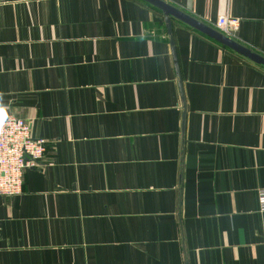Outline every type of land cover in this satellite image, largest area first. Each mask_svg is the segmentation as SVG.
I'll return each instance as SVG.
<instances>
[{
    "label": "crops",
    "instance_id": "obj_1",
    "mask_svg": "<svg viewBox=\"0 0 264 264\" xmlns=\"http://www.w3.org/2000/svg\"><path fill=\"white\" fill-rule=\"evenodd\" d=\"M161 1L237 18L264 58V0ZM2 115L45 156L0 197V264H264V67L202 31L144 0H0Z\"/></svg>",
    "mask_w": 264,
    "mask_h": 264
},
{
    "label": "built area",
    "instance_id": "obj_2",
    "mask_svg": "<svg viewBox=\"0 0 264 264\" xmlns=\"http://www.w3.org/2000/svg\"><path fill=\"white\" fill-rule=\"evenodd\" d=\"M237 18L219 17L215 29L224 37H236ZM31 123L12 115L0 116V197L13 198L23 191L24 173L39 167L45 156V141L34 139ZM259 205L264 213V190L259 192Z\"/></svg>",
    "mask_w": 264,
    "mask_h": 264
},
{
    "label": "water",
    "instance_id": "obj_3",
    "mask_svg": "<svg viewBox=\"0 0 264 264\" xmlns=\"http://www.w3.org/2000/svg\"><path fill=\"white\" fill-rule=\"evenodd\" d=\"M151 5L157 7L163 12V15L166 18V23L168 29L171 28V17H174L175 19H178L179 21H182L183 23L202 31L206 35H209L213 39H216L220 43L224 44L225 46L229 47L236 53L244 56L248 60H252L256 64L264 67V58L259 56L257 53H255L252 50H248L245 47L239 45L238 43L224 37L219 32L210 29L209 27L203 25L202 23L194 20L193 18L189 17L188 15H185L184 13L178 11L177 9L169 6L168 4L164 3L161 0H144ZM174 58L176 59L175 51L173 49ZM177 73L179 74L178 66L176 64ZM180 75V74H179ZM180 77V76H179ZM181 85V84H180Z\"/></svg>",
    "mask_w": 264,
    "mask_h": 264
}]
</instances>
